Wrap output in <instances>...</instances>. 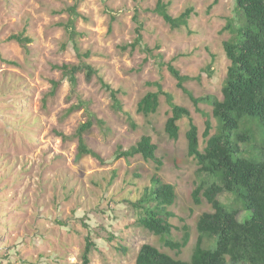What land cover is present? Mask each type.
<instances>
[{"label":"rangeland","instance_id":"1","mask_svg":"<svg viewBox=\"0 0 264 264\" xmlns=\"http://www.w3.org/2000/svg\"><path fill=\"white\" fill-rule=\"evenodd\" d=\"M157 1L0 0V264H83L87 238L94 243L91 264H135L144 244L190 260L198 238L197 220L211 211L204 198L199 206L193 201V192L207 179L188 155L190 120L179 121V139L174 141L165 132L171 116L165 96L160 97L156 114H139L137 105L157 90L150 83L160 82L176 104L190 110L201 150L206 117L177 87L167 66L161 67L159 59L140 46L132 52L130 44L139 21L143 42L154 55L162 54L164 64L172 63L192 78L185 86L195 97L221 99L230 65L223 43L231 37L226 29L238 15L235 0H163L170 3L174 16L193 9L188 27L173 30L151 12ZM75 4L82 15L76 22L83 33L79 43L84 52H91L88 62L98 73L89 82L85 72L79 73L73 93L68 79L53 66L79 62L60 26L69 19L65 9ZM13 34L33 39L29 52L9 40ZM124 46L128 48L123 50ZM52 80L61 81V86L49 97ZM103 83L117 92L121 110ZM78 105L80 109L67 114ZM199 108L210 114L214 135L219 122L211 115L212 106L202 103ZM89 118L94 124L87 142L103 163L92 157L75 161L78 141L73 135ZM144 135L158 146L157 156L163 161L159 175L176 188L172 238L180 240L184 226L191 233L180 254L140 227L130 207L129 202L138 200L150 184L156 164L141 156L115 159L119 147L128 150ZM256 135L240 144V157L263 158ZM219 199L229 205L235 202L229 193ZM234 204L241 222L251 217L240 203ZM211 245L214 248L215 241L204 244Z\"/></svg>","mask_w":264,"mask_h":264},{"label":"trees","instance_id":"2","mask_svg":"<svg viewBox=\"0 0 264 264\" xmlns=\"http://www.w3.org/2000/svg\"><path fill=\"white\" fill-rule=\"evenodd\" d=\"M235 4L237 22L227 27L231 37L223 43L230 65L221 99L211 95L195 97L185 86L192 78L183 75L172 63L164 64L162 54L154 55V51L143 42V26L136 17L137 37L130 44L131 51L140 46L151 57L158 58L160 66H167L176 79L177 87L188 96L196 110L205 115V148L200 149L198 127L193 122L190 110L176 104L174 97L163 90L160 82L150 83L157 90L148 92L139 101L137 112L144 116L156 114L160 107V97L165 96L171 108L165 132L174 141L179 139V121L184 117L189 118L190 129L186 133L188 155L196 160L198 173L207 179L193 192V201L199 206L204 198L211 206V211L204 212L197 220L198 238L190 260L176 259L156 246L144 244L136 256L135 264H264V156L258 160L256 157L238 155L241 152L240 144L256 138V133L260 137V145L256 148H264V0H235ZM65 11L68 12L69 19L60 26L64 27L79 62L54 65L53 68L68 79L72 92L76 93L79 73L85 72L89 82L98 72L88 62L91 52H84L79 43L83 33L76 29V22L82 16L77 4L67 7ZM151 12L160 16L171 29L180 30L188 27L193 9L188 8L174 16L170 12V3L158 0ZM111 30L110 26L109 31ZM9 40L16 41L26 52H29L28 46L33 42L32 38L23 34H13ZM65 48L66 45H63V49ZM127 48L122 47L123 50ZM51 84L48 96L54 97L61 81L52 80ZM103 86L110 91L114 106L121 110L117 92L105 83ZM202 103L212 106L211 115L219 122L214 135H211L213 126L210 114L199 108ZM80 108L81 105L71 107L67 114ZM93 124V119L89 118L73 135L78 141L76 162L86 157L104 162L102 156L90 148L87 142L86 136L91 132ZM57 134L63 140L68 139L60 132ZM157 152L158 146L152 142V137L144 135L128 150L119 147L115 159L141 156L145 161L156 164V172L151 176L150 184L145 187L138 200L129 202L130 207L136 213L140 227L160 237L165 247L180 254L188 246L191 233L189 227L184 226L182 238L178 241L172 238L175 227L171 219L175 215L171 207L176 203L177 193L175 186L165 182L159 175L163 161L157 156ZM136 176L139 177L138 174ZM224 193L233 195L234 203H240L244 210L250 211L251 217L241 222L238 218L240 210L235 204L229 205L219 199ZM213 241L214 248L212 245L204 246L205 242ZM93 247L94 243L87 238L82 253L83 264H91Z\"/></svg>","mask_w":264,"mask_h":264}]
</instances>
